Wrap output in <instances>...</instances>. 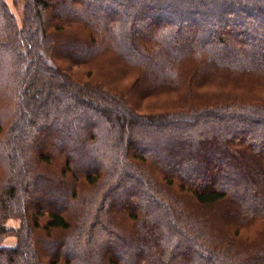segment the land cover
Listing matches in <instances>:
<instances>
[{"label": "trees", "instance_id": "obj_1", "mask_svg": "<svg viewBox=\"0 0 264 264\" xmlns=\"http://www.w3.org/2000/svg\"><path fill=\"white\" fill-rule=\"evenodd\" d=\"M14 2L0 264H264V0Z\"/></svg>", "mask_w": 264, "mask_h": 264}, {"label": "rangeland", "instance_id": "obj_2", "mask_svg": "<svg viewBox=\"0 0 264 264\" xmlns=\"http://www.w3.org/2000/svg\"><path fill=\"white\" fill-rule=\"evenodd\" d=\"M4 1H5L6 6L8 7V9L10 10V12L13 14L15 19L17 20V23H18L19 27L23 28V25L21 23V20H22V8L21 7H22V5L20 4V6H15L14 0H4ZM107 67H108V70H106V71H108V72H105V71L104 72L109 75V73L112 72L114 67H111L110 65L105 66V68H107ZM149 101L151 102V100H149ZM169 101H163L162 100L154 108L158 107V108H162L163 109V107H169L171 105H168V104H165L163 106L160 105L162 102L163 103H167ZM146 102L142 103V104L145 105ZM172 105H174V104H172ZM144 107H146V106H144ZM162 109H152V110H162ZM50 169L51 168H49L47 166L38 167V164H35V166L31 169V172L39 173L38 179H40L42 176H46L47 172H49ZM17 215H18V217L9 219V221H7V223L5 225L6 229H9L8 231H10L9 235H7L5 237V239L3 240V243H2V245L5 246V247H15L18 244L17 242L19 241L18 240L19 236H18V234H16V232H17L16 229L23 230L22 228H24V222H23V219H22L23 218L22 214L19 212Z\"/></svg>", "mask_w": 264, "mask_h": 264}]
</instances>
